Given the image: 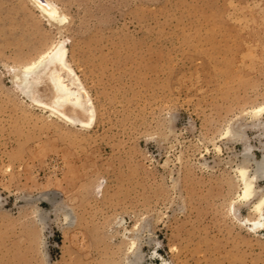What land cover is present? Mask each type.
<instances>
[{"label": "rangeland", "instance_id": "1", "mask_svg": "<svg viewBox=\"0 0 264 264\" xmlns=\"http://www.w3.org/2000/svg\"><path fill=\"white\" fill-rule=\"evenodd\" d=\"M50 1L64 23L0 0V264H264L235 186L263 156L264 0ZM57 40L87 127L12 86Z\"/></svg>", "mask_w": 264, "mask_h": 264}, {"label": "bare ground", "instance_id": "2", "mask_svg": "<svg viewBox=\"0 0 264 264\" xmlns=\"http://www.w3.org/2000/svg\"><path fill=\"white\" fill-rule=\"evenodd\" d=\"M30 1L34 7L40 10L41 14L51 25L52 23L61 24L66 21V16L52 1ZM67 57V46L64 41L57 40V42L52 44L50 48L41 53L36 59L21 66H7V69L11 75L10 79L13 84L12 86L17 87L22 90V92L30 94L33 103L48 110L52 115L61 119V121L63 120L66 123H78V125L87 127L94 118L93 103L89 93L75 73ZM40 74L45 75L46 88L44 85L43 88L46 89L48 95L46 99L35 97L34 95L32 96L34 92H31V90H33L32 84L35 83L34 81L38 80ZM262 112H264V104L253 107L250 113L253 114V117H257ZM231 127L232 126H228L225 129V136L238 135L240 133L239 130L236 129L235 131ZM237 168L235 175V186L239 190L237 193V201L252 200L251 213L254 217L252 219L247 218L246 220L249 222L251 229L264 227V190H261V193H259L256 188V179H264V148L263 156L261 160L256 163V167L252 174L245 165H239ZM233 205V203L229 205L230 210L234 208ZM135 230L133 229L127 237L129 250L133 249L136 244L137 237L134 232ZM134 262L129 263L135 264Z\"/></svg>", "mask_w": 264, "mask_h": 264}]
</instances>
